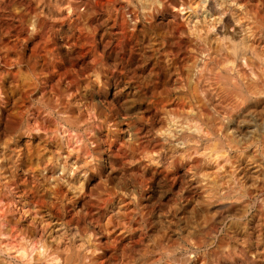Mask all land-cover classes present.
<instances>
[{
    "label": "bare ground",
    "instance_id": "obj_1",
    "mask_svg": "<svg viewBox=\"0 0 264 264\" xmlns=\"http://www.w3.org/2000/svg\"><path fill=\"white\" fill-rule=\"evenodd\" d=\"M120 1H122L123 4V9L119 13V17L121 16L120 35L123 37L124 43L121 42L123 43L121 46L122 49H119L122 50L125 60L124 62L122 61L123 64L120 70L118 69L121 73V77L119 84L117 82L118 93H116L119 94L121 98L119 101H121L123 118H121V124H119L121 125L119 135L121 137L124 164H126L131 155L126 152V142L130 138L134 139L137 149L141 140L140 137L146 134L140 136L142 129L140 125H144L148 132L151 129L159 130L161 133L159 136L153 135L149 140H146L144 144L142 142L139 163L133 166L140 167L139 170L141 169L144 172L142 175L149 171L153 173L157 168H162L172 173L179 171L178 169L180 168L186 170L187 179L183 181L174 180V183H181L179 184L180 187L184 184V186L188 187L201 188L203 194L201 197L204 198V202L206 200L207 205L214 212V216L212 217L215 223L222 221L230 205L227 206L229 203H227L228 201L225 200L224 196V200L218 197L219 191L216 192L214 189L215 187H220L221 189L225 188L223 192L221 190L220 192L222 194L225 192V195H229L231 193L233 194V192L230 193V191L234 188L237 189L236 187L245 185L241 187L245 188L246 185L249 184V186L252 185L254 188L253 185L255 184H264V175H262L263 178H261L260 173H258L259 169L257 170L258 164L255 162L257 160L264 161V0H258L259 2L256 0L257 2L255 3L254 1L252 5L249 4L251 0H235V4L232 3V0H161L163 3L162 9L159 8L158 5H151L147 6L149 10L143 13H141V8L145 6L140 5L138 0H132V4L130 5L125 4L124 0ZM236 4H239L240 7H236ZM119 6H121V4ZM169 10L173 12V18H169L170 15L169 17L166 16ZM114 12L116 11L114 10ZM34 15L35 14H33V16ZM128 15H131L137 21L135 25L129 24L126 19ZM113 16L112 13H108V16H106L111 26V32L108 33L109 39L115 37V31H113ZM146 23L148 27L145 30ZM119 39L121 40L122 38ZM180 55L183 56L180 57ZM113 57L114 56H112V59ZM48 58L52 57L49 56ZM108 64L111 72L115 65L113 67V63H109V57ZM52 67L56 68L55 66ZM174 75H176V78L172 80V76L174 77ZM22 76H24L22 79L27 83L34 77L31 76L30 73H23L21 74V77ZM46 76V74H42L40 82L38 79L34 81H38L43 86L46 83ZM45 77L46 79H44ZM32 86L34 85L32 84L31 87ZM69 92L65 96H72ZM114 92L115 91H113V93ZM155 92L157 95L154 94ZM152 94L160 97V100H152L149 103ZM142 100L145 101V108L141 107L143 104L142 102H144ZM70 101H72V99H66V104L64 105L60 100L58 101V99L55 98L53 102L56 103H54L52 108H55L61 113H65L71 118L73 115L70 117L71 114H69L71 113L69 106ZM73 103L74 106L79 109L81 105L79 101L77 102L74 100ZM76 119H74V121ZM115 121L116 120L112 118L110 125H107L109 134H112L114 130L117 129L116 125L118 122L116 123ZM40 124H42V122L38 120L37 126L39 127ZM50 124L54 127L53 121L48 120V125L50 126ZM48 125V128L45 127V129L43 127V130L40 132L45 134V132L49 130ZM8 127L9 122H6L4 125L0 123V140L6 145L0 148V173H2L3 182L7 183L8 187L12 189L11 194H8L7 190H4V194L0 195V264H52L54 258L58 259L60 264H76V260L79 256H87L89 258L88 264H95L96 258L99 257L100 249L98 245L86 243L85 235L88 230L85 231L83 229L85 233H82L83 230L81 232V229L71 222L72 220H68L70 222L64 220L65 222H63L58 217L59 215L53 213L56 208L53 207L54 210L52 212L50 208L53 205L51 204V207H48V202H50L48 197H57L59 193L63 194L64 192L66 196H70H68L70 199L69 203L77 209L79 200L82 199V195L85 194L84 192L87 186L90 185V189L95 190V193L97 191V193L101 192V188L104 187V182L102 180L104 177H101L99 170L77 172L76 169L80 166L81 160H78V155H75V157L78 156L77 158L66 160L68 155L73 154L69 149L54 146V149L51 150L53 147L51 145V149L49 150L45 147L46 145H41L44 147L43 151H45V153L43 152V155L38 153V159L34 160L35 163H33L35 164L33 167L34 188H27L28 190H25L17 199L14 198V184L16 183L15 177L17 175L16 163L17 160H19L15 154L19 153L20 146L14 143V141L9 145L6 136ZM146 131L144 130L143 132ZM65 132L70 142L72 135L71 132L67 130V127L62 130L61 134L64 135ZM35 135L38 134L34 133L31 139L20 137L15 141L18 143L22 140L31 141L35 138ZM114 135L116 136V134ZM146 136L147 135L144 137ZM147 138L148 137H146V139ZM143 140L145 139L143 138ZM56 143L60 144L62 142L57 141ZM47 145H49V143ZM54 153H57V155H54ZM141 157L144 158L141 159ZM49 161H52V163H49ZM247 166L252 170L251 173H254L251 180H248L247 176L244 177L247 171V169L246 171L244 169ZM65 169H67V172ZM165 170L163 171L165 172ZM181 171L182 173L184 172L183 170ZM94 174L98 176L97 179H99V181L96 184H94V182L91 184L92 179H94ZM248 174L250 173L248 172L247 175ZM56 177L64 179L66 184H62L57 187L54 192H50L47 189L52 183L56 182ZM45 180L51 183L46 184ZM106 180L109 181V178ZM145 181V184L149 183L155 185L156 183L153 176L147 177ZM69 185L72 186L73 189L82 186L83 193L70 190ZM171 186H173V184H171ZM28 192L31 193L33 197L37 195L38 192H41L42 199H38L39 201H37V197L35 196L36 201H34L32 197H29ZM243 192L246 193L245 191ZM113 195L114 194L110 196L109 194L108 197L110 198H108L103 205V219L101 220L100 218V223H96L104 226V234L99 237L111 239V243L114 242L115 245L121 237L123 238V236L130 231V223L133 216L136 214L137 206H128L129 202L125 203V201L123 203L122 200H117L118 198H114L115 201H113ZM240 195H242V192ZM119 196L121 197V195ZM235 198L236 195L234 196V199ZM138 199L139 198H137V200ZM200 202L201 201H199V203ZM204 202L203 205H205ZM71 205L69 207H71ZM234 209H232V211ZM120 213H124V215L121 216L119 215ZM141 214L142 212H140V215ZM180 216L182 217L183 215ZM134 218L136 219V217ZM190 223L191 222H189V224ZM163 224L159 227L160 230L164 227ZM201 224H203V222ZM97 229L100 233L101 229L99 227H97ZM207 230L206 234L209 236L213 229L211 227L207 228ZM156 236L158 235L156 234ZM185 237L187 238V236ZM156 238H154V241L158 240ZM202 238L199 240H202ZM189 239L192 240L191 237ZM151 240L153 244V239H150V241ZM193 242H191L192 244L190 243L192 246H194ZM181 243L183 244L184 242L182 241ZM170 244L167 246L166 244L165 246L162 245L163 247L160 244L158 245L161 247H159L160 249H158L156 245L159 251L153 248V252L146 250L145 252L142 251L143 253H139L145 254L143 264H202L203 261L200 260L201 262H199L197 259L190 258L187 252L183 250V246L181 247L180 243L175 242V244ZM225 245L228 247L227 244H221V249L224 248L222 246ZM81 246L85 248V251L79 253V256H77V250L80 249ZM93 251L97 253L94 256L92 255ZM155 251L157 252L155 253ZM191 252L189 253L191 254ZM222 259L226 260L229 259V257ZM246 262H248V259H246L244 263L246 264ZM217 263L221 264V262L218 261ZM227 263H229V261ZM135 264H140V262L135 259Z\"/></svg>",
    "mask_w": 264,
    "mask_h": 264
},
{
    "label": "rangeland",
    "instance_id": "obj_2",
    "mask_svg": "<svg viewBox=\"0 0 264 264\" xmlns=\"http://www.w3.org/2000/svg\"><path fill=\"white\" fill-rule=\"evenodd\" d=\"M254 1L256 3L258 0L257 1L251 0L249 4L252 5V3ZM259 1H263V0H259ZM120 4H121V6H119ZM253 5H255V4H253ZM110 6L113 8H111ZM122 7H123V4H122V1H120V0H96L95 9H96L97 15H101L107 19L106 16H108V13H112V16L113 15L115 16L117 14L116 15L117 17L115 16V18H114V16H113V25H114L113 31H115L114 32V36H115L114 38L115 39L114 38L109 39L108 33H104L103 28L99 24L92 22L93 20H95V16L92 18V20H90L88 22V25L85 29V27L82 26L80 23V18L78 16H76L75 13H72L71 15H69V13H67V12L57 13V16L59 18L54 20V21H45L43 17H40L39 20L37 21L36 25H35L36 31L33 33L32 29L28 25L31 22V18L35 16V15L33 16V14H36V12L40 10V9H37L36 4H34V0H0V72H1L0 73V92H2L4 95L3 101H0V108H1L0 123L4 125V124H6V122H9V125H10V122L13 123V122L18 121L21 118V116L28 113L29 111H31L33 113L36 112L37 109L33 108V105L37 104V102H40V101H42L43 103L40 102L41 104L39 103V107H43L44 105H47L49 103L47 106L48 107L51 106L49 108H52L54 106V103H56V102H53V100L55 101V98H57L58 101L60 100L65 105L66 104L65 101L67 99L66 98L67 96H65V95L70 91L69 93L72 94V96H71L72 101H70V104L71 103L72 104H71V106L69 104L70 109H71V113H69V114H71L70 117L73 115L71 117V119H73V117H74V119L80 117L79 115H80L81 111L85 112L83 119L90 118L92 116L93 112H96L97 114H99V115H97V119L100 123L94 129V131H95L94 137L98 138L102 142L100 147L102 148V150L104 149L101 152V159H102L103 163L99 169L101 177L102 178L104 177V178L103 179L101 177L100 178L103 180V182L109 178V181L108 180L107 181L110 184H114V181L109 177V172H110V168L108 166L109 163L115 162L117 167H122L123 165H125L124 164V158L122 157L123 156L122 155V149H121L122 143L120 140L121 137L119 135L120 134L119 133L120 127H121V125H119V124H121L120 120H121V118H123L122 117L121 101H119V100H121V98H120L119 94H117L118 93L117 92L118 84H119L120 77H121V73H120V71H118V69L120 70V68H121V66L125 60V57L122 53V50H120V49H122L121 46L124 43L123 37H121V35H120L121 34L120 33L121 32V29H120L121 28V16L119 17V15H120L119 13L123 9ZM41 8H43L46 15L49 14L51 11L50 8L47 7V9H46V7L43 5L41 6ZM117 8H118V10H117ZM112 10H113V12H112ZM114 10L116 12L117 11L118 12L116 13V12H114ZM170 11L171 10L168 11V14L166 16L169 17V15H170L169 18H173L172 17L173 12L172 11L170 12ZM115 22H116V25H115ZM118 25H120V26H118ZM119 38H122V39L120 40ZM121 42H123V43H121ZM112 44H113V46H112ZM117 44H119V45H117ZM116 51H117V53H116ZM49 56L52 58H48ZM112 56H114L115 58L113 57V59H112ZM182 56L180 55V57H182ZM108 57H109V63L110 62L113 63V67H114V65L116 67V68L115 67L112 68L111 72H110V68L108 67L109 66ZM118 57H120V58H118ZM110 59H112V60H110ZM102 61H103V67H98L99 65H101ZM52 66H55L56 68H54ZM93 69H97L96 72L100 75L101 82L106 85V90L103 93H101V95H103V97H104L103 99H101L97 95H94V91L100 90V84H97L95 82V80L92 79L91 74H92ZM19 71H21V72H19ZM23 73L24 74L30 73L31 76H34V77L31 81H29L27 83L25 80L22 79V78H24V76L21 77V74H23ZM42 74L47 75L46 76L47 79H46V77L44 78V79H46L45 80L46 83L43 86H42V84L39 83L41 81ZM175 78H176V75H174V77L172 76V80H174ZM37 79L39 82L34 81ZM117 79H118V81H117ZM117 82H118V84H117ZM37 83H39L40 85ZM30 84L31 85L33 84L35 87L34 86L31 87ZM29 86H30V88H29ZM40 86H41V89H40ZM62 89H65V90H62ZM114 89H116V90H114ZM112 90L115 92L113 93ZM154 94L157 95L156 92ZM154 94H152V96H150L149 103L152 100H155V101L160 100L159 99L160 97L155 96ZM63 96H65V97H63ZM41 99H43L44 101ZM74 100L77 102L79 101V103L81 104L79 109H77V107L74 106V103H73ZM142 101H144V100H142ZM142 103L143 104L141 107L145 108V106H146V104H144L145 101ZM88 109H91V110L89 111ZM72 110H74V111H72ZM78 110H80V111H78ZM74 115H76V116H74ZM112 116H114V117H112ZM112 118H114L116 120L115 121L116 123L118 122L116 125L117 129H115L112 134H109L107 131V125H110V121H112ZM74 119H73V121H74ZM42 120H45V121H42ZM48 120L49 119H47L46 117L41 116L39 121L42 122L44 128L45 127L48 128L47 127ZM140 124H142V123H140ZM52 127L53 126H51V124H50L49 129ZM140 127L142 128L141 132H140V136L144 135L146 133L145 135H147L146 137H148V138L146 139V137H144L145 135L141 136L142 138L140 137L141 140H140L139 146L137 148L138 152H136V154H135L136 159H138V160L140 159L139 155L141 154V150H142V142L144 144V142L146 140H149V138H151V136H149V132L146 131L147 130L146 127L144 125H140ZM144 130L146 132H143ZM37 134L38 135H35V138L31 141H26V140L23 141L22 140V141H19V143H18V142H16L18 140V138L15 139L16 141L14 140V143H17L20 146V148H19L20 157L16 163V174H17L15 177L16 183L14 184L15 185L14 198H16V199L21 194H23V192L25 190H28L27 188H30V189L34 188L35 182L33 181L34 180L33 179L34 178L33 167L35 164H33V163H35L34 160L38 159V157H37L38 153L41 154L40 151L41 150L43 151V149H44L43 146L46 145L45 147H47L50 150L51 145H52L53 147L51 150L54 149V144L49 143V145H47L48 143L46 140H45L46 142H43V144H42L41 138L44 137L43 132H40ZM114 134H116V136ZM143 138L145 140H143ZM111 139H113V140H111ZM27 142H29V143H27ZM41 145H43V146H41ZM38 146H39V148H38ZM33 152H35V153H33ZM43 152L45 153V151H43ZM64 153H67V152H64ZM35 157H37V158H35ZM77 157L78 156L75 157V155L70 154L67 156L66 160H68L70 158L74 159ZM102 157H104V158H102ZM78 160H81L80 157H78ZM257 161H260V160H257ZM257 161H255V162L258 164V167H257V170L259 169L258 173H260L261 178H263L262 175H264L263 174L264 173V161H262V160L260 162H257ZM23 162H25V163H23ZM29 162H30V164H29ZM102 166H103V168H102ZM261 166H262V169H261ZM132 168L135 170H133ZM139 168L140 167L132 166L131 168H129L127 170V172L111 173L112 174L111 176L112 177L115 176V178H116L115 182H118L119 179L121 177L125 176L126 174L127 175H129V174L133 175L134 178L131 180H127L125 186H128L127 188L132 189V188H135L138 184L139 189H138V197L137 198H139L138 200H141V201H138L136 199V202L134 204L129 200L128 197H125V196L120 197L119 195L118 196L115 195V197H114V195L112 196L113 201H115V199L118 198L117 200H122L123 203L125 201H126L125 203L129 202L128 206H131V207L137 206L136 207V214L133 216V219L130 223V231H129L130 233L128 232L130 235L132 232V235L130 236L128 233L125 234L123 236V238L121 237V239H120L121 241L118 240V242H116L115 245H114V242L111 243V239H108L105 237H99V239L95 245H98L100 252H99V257L96 258L97 260L95 261L96 262L95 264H132L135 261L136 256L139 253H143L146 250L153 252L154 250H152V249L153 248L155 249L160 244H161V246L162 245L165 246V244L167 246L170 243L175 244V242L180 243L181 247L183 246L182 247L183 250L185 252H187V254L190 256V258L197 259L199 262L203 261L202 264H211V263L212 264H218L217 261L221 262V264H232V263L233 264H245L244 262L246 259H248V262H249V263L246 262V264L247 263L248 264H264V207H263V205H264V202H263L264 201V186L263 185L264 184L263 183L255 184L256 186L253 185L255 189L252 187V185L249 186V184L246 185V187H245L246 189L241 188V187H244L245 185L241 186V187H236L237 189L234 188L230 191V193L233 192V194L231 193L229 195H227V194L225 195V192L223 194L220 192V190L223 192V189L225 190V188L221 189L220 187H218V188L215 187L214 188L215 191L216 192L219 191L218 197L221 200H224V198H223V196H224L225 200L228 201L227 203H229L227 206L230 205L228 207L229 210L227 209L225 218L222 221H219L220 223L219 222L215 223V220L212 217V216H214V212L212 211V209L209 208V206L206 203V200L204 202V198L201 197V196H203L201 188H199V187L198 188L188 187V186H184V184L181 185V187H180L179 184H181V183H179V182L177 184L174 183V180L183 181V180L187 179V171L186 170L180 168V169H178L180 171V173H179V171L172 173V172H167L165 169L160 168V169H162V170H160L159 168H157V169H155V172H153V173H151L149 171L150 173L147 172L144 175H142L144 172L141 169L139 170ZM246 169H247V171H246ZM163 170H165L166 173ZM181 170L184 171L183 172L184 174L182 173ZM244 170L246 171V175H244V177L247 176V179L251 180L252 179L251 177H253V175H254V173H251L252 170H250L248 166ZM161 171H163V172H161ZM248 172L250 174L247 175ZM162 175H163V177H162ZM165 175H167V176H165ZM150 176H153L154 181L156 182L155 185L149 184V183L145 184L146 178L150 177ZM93 177L97 181L92 179L91 184H93V182H94V184L98 183V181H99V179H97L98 176L97 175L95 176V174H94ZM164 177H165V180H164ZM181 177L182 178L184 177V178L182 179ZM170 179H173V180H170ZM167 180H169V181H167ZM164 183H165V185H164ZM171 184H173V186H171ZM178 185H179V187H178ZM89 186H87V188L84 192L85 194L82 195V197H81L82 199L79 200V205H78L77 209H76V207H73L69 203L70 202V199H69L70 196L69 195L66 196L64 192H63V194L59 193L61 195H59V194L57 195L58 199H57V197H52V198H51V196L48 197V200L51 202V203L48 202V204H49L48 207L50 208L51 204H52L53 206L50 208L52 210V212H53L54 208H56L53 212L54 214L59 215L58 217L63 222H65V221L67 222L68 220H70V221L72 220L71 222L73 224L77 225L78 228L81 229V232L83 229L85 231L86 230L90 231L93 228H95V231L97 232V234H99V231H98L97 226H96L97 225L96 222L100 223V218H101V220L103 219L102 218L103 213H104L103 212L104 211L103 205H104L105 201H107V199L110 198V197H108L109 194L111 196L112 193L109 192L103 198V203L101 204L99 201L92 199V197L94 195H99L100 193H97L98 191L95 193V190L90 189ZM102 188H101V191H103ZM243 189H245V190H243ZM234 190H235V192H234ZM237 190H239V191H237ZM139 191H140V193H139ZM243 191H245L246 193H244ZM226 192H227V190H226ZM241 192H242V195H244V196L240 195ZM38 193H37V195H39L40 197L37 195H34V197H33V196H31L32 195L31 193H29L28 195L30 198L32 197V199L34 201H36V200L39 201L40 199H42V193L41 192H38ZM93 193H95V194H93ZM160 194H162V195H160ZM234 194L236 195V198H237V199L235 198L236 200L234 199V196H235ZM15 195H16V197H15ZM35 196L37 197V199ZM64 196H65V198H64ZM232 196H233V198H232ZM240 196H242V197H240ZM229 197H231V198H229ZM49 198H51V199H49ZM227 198H229L230 200ZM247 199H249V200H247ZM214 200H215V198H214ZM199 201H201V202L199 203ZM233 201H236V202H233ZM203 202L205 205H203ZM232 202H233V204H232ZM235 203H237V204H235ZM60 205L61 206L63 205V206L61 207ZM70 205L72 208L69 207ZM143 206H144V208H143ZM234 206L238 207V208H235ZM259 206H261V207H259ZM57 207L60 208L61 210L58 209ZM206 207H208V208H206ZM230 207H231V209H230ZM62 209H63V211H62ZM232 209H234V210L232 211ZM71 210H73V211H71ZM74 210H75V212H74ZM59 212L61 213V217H60ZM137 212L139 213V215ZM140 212H142L141 215H140ZM230 213H231V215H230ZM180 215H183V216L181 217ZM188 215H190V216H188ZM156 216H157V218H156ZM134 217H136V219ZM158 217L160 219L161 218L162 219L160 220ZM137 218L138 219L140 218V219L138 220ZM157 219H158V221H157ZM70 221H68V222H70ZM153 221H154V223H153ZM162 222L163 223L165 222L166 224L165 223L163 224ZM189 222H191L192 224L191 223L189 224ZM202 222H203V224H201ZM210 223H211V225H210ZM162 224L164 225V227L161 228V230H162L161 231L159 227H161ZM202 225H204V226H202ZM209 225L213 229V231L210 232L211 236L210 235L208 236V234H206V231H208L207 228H211ZM180 226H181V228H180ZM185 226H186V228H185ZM154 227L155 228L157 227L156 228L157 230ZM131 229H132V231H131ZM84 230L82 233H85ZM194 231H196V232H194ZM148 232H149V234H148ZM142 233H144V234H142ZM155 233L158 236H156ZM202 233H203V235H202ZM154 234H155V237H154ZM180 234H182V235H180ZM204 234H205V236H204ZM150 236H152V237H150ZM161 236H162V238H161ZM183 236L184 237L187 236V238L185 237L186 240ZM199 236H201V237H199ZM149 237H150V239H153V244L151 243L152 240L151 241H150V239L148 240ZM153 237L154 238L157 237L156 239H158V240L155 239L156 241H154ZM190 237L192 238V240L189 239ZM201 238H202V240H199ZM161 240H162V242H161ZM182 241L184 242L183 244L181 243ZM190 241L191 242L195 241V242H193L194 246L191 245L192 243ZM200 241L201 242L203 241V242L201 243ZM155 242H156V244H155ZM220 242H221V244H227L228 247L225 245V246H222L224 248L221 249ZM196 243H197V245H196ZM154 244H155V246H154ZM159 247L160 246H158V249L161 248V247L160 248ZM225 247H227V248H225ZM212 248H213V251H212ZM158 249L156 248V250H158ZM239 249H241V250H239ZM156 252L157 251H155V253ZM189 252H191V254ZM195 254H196V256H195ZM241 256H242V258H241ZM245 256H247V257H245ZM220 257H221V259H220ZM227 257H229V259H226V260L222 259V258H227ZM217 258H218V260H217ZM228 261H229V263H227Z\"/></svg>",
    "mask_w": 264,
    "mask_h": 264
},
{
    "label": "clouds",
    "instance_id": "obj_3",
    "mask_svg": "<svg viewBox=\"0 0 264 264\" xmlns=\"http://www.w3.org/2000/svg\"><path fill=\"white\" fill-rule=\"evenodd\" d=\"M140 5L145 7L141 8V13L144 11H148L149 8L147 6L151 5H158L159 8H163V3L161 0H138ZM37 9H40L36 12L35 16L31 18V22L28 25L32 32L36 31V23L40 17H43L45 21H54L58 19L57 13H64L67 12L69 14L75 13L76 16L80 18V23L82 26L87 27L88 22L92 20L95 16V20L93 23L99 24L102 28L104 33L111 32V26L108 23L107 19L101 15L96 14V0H34ZM125 4H132V0H124ZM232 3L235 4V0H232ZM41 5L48 7L51 9L49 14H45L44 10L41 8ZM236 7H240L239 4H236ZM130 25H135L137 21L131 16L128 15L126 17ZM150 19V18H148ZM148 24L145 25V30L147 29ZM98 67H103V61L101 65ZM92 79L95 80L97 84H100V90L94 91V95L99 96L103 99V93L106 90V85L101 82L100 75L96 72V69L92 71ZM67 99L71 100V95H67ZM4 95L0 92V101H3ZM39 103L33 105V108H36V112L29 111L28 113L21 116V118L13 123H10L7 131L6 136L8 139L9 145L19 137H27L29 139L32 138L34 133H38L43 130V124L37 126V121L40 120L41 116L46 117L47 119L53 121L54 127L49 129L45 132L44 137L41 138V142H45L54 144L56 147L60 148H67L69 149L74 155H78L81 159L80 166L76 169L77 172H89V171H98L103 163L101 159V152L102 148L100 147L101 141L98 138L94 137V129L100 123L97 119L96 112H93L92 116L87 119H83L85 112L81 111L80 117H78L75 121L69 118L65 113H61L55 108H49L47 105L43 107H39ZM71 106V105H70ZM89 111L91 109H88ZM67 126V130L71 132L72 139L69 142L67 138V133L65 132L62 135V130H64ZM161 133L159 130L151 129L149 131V136H159ZM57 141H61L62 143L57 144ZM6 145L2 140H0V148L5 147ZM126 152L131 154L130 158L127 160L126 164L122 167H117L115 162L109 163V177L114 181V184H110L107 180L104 181L103 191L100 192L99 195H94L92 197L93 200L99 201L101 204L103 203V198L111 192L114 195H121L128 197L132 203L136 202L138 196V189L139 185L135 188L129 189L127 188L126 182L127 180L133 179V175L129 174L127 176H123L119 179L118 182L116 181L115 177L111 176V173L114 172H127L129 168L133 165L139 163V160L136 159V141L134 139H129L125 145ZM17 159L20 157V153L15 154ZM41 155H43V151H41ZM57 155V153H54ZM144 157H141L143 159ZM52 163V161H49ZM67 172V169H65ZM39 182V181H38ZM46 184H50V181L45 180ZM62 184H66V181L61 177H56V182L52 183L51 186L47 189L50 192H54L57 187ZM70 190L78 191L83 193V187L80 186L79 188L73 189L72 186L69 185ZM4 190H7L8 194L12 193V189L8 187L7 183L3 182L2 173H0V195L4 194ZM119 215H124V213H120ZM101 229L100 233L97 234L95 228L88 231L85 235V241L87 244L95 245L99 239V235L104 234V226L103 225H96ZM85 248L81 246L80 249L77 250L76 255L79 256V253L84 252ZM95 251L92 252V255H96ZM15 259V258H13ZM145 259V254H138L136 256V261H139L140 264H143ZM89 258L87 256H79L76 260V264H88ZM52 264H60L58 259H53ZM135 264V261L133 262Z\"/></svg>",
    "mask_w": 264,
    "mask_h": 264
}]
</instances>
